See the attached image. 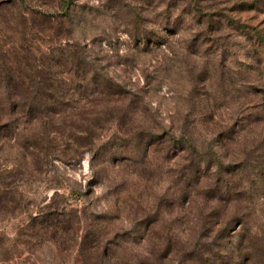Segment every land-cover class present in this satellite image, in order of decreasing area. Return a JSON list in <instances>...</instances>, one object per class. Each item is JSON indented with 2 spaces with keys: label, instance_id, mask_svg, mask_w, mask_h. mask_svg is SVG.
Listing matches in <instances>:
<instances>
[{
  "label": "rangeland",
  "instance_id": "1",
  "mask_svg": "<svg viewBox=\"0 0 264 264\" xmlns=\"http://www.w3.org/2000/svg\"><path fill=\"white\" fill-rule=\"evenodd\" d=\"M47 94L0 105V264H264V0H0V96Z\"/></svg>",
  "mask_w": 264,
  "mask_h": 264
},
{
  "label": "trees",
  "instance_id": "2",
  "mask_svg": "<svg viewBox=\"0 0 264 264\" xmlns=\"http://www.w3.org/2000/svg\"><path fill=\"white\" fill-rule=\"evenodd\" d=\"M71 64V63H70ZM46 69L42 75V80L40 82L43 85V88L46 90H53L55 88L54 84L57 82V75L58 72L53 68L52 65L44 66ZM51 69H54L52 71ZM84 78L88 76L89 72L86 71L85 67L83 66ZM95 74V73H94ZM83 76V75H82ZM5 86H8V81L4 80ZM9 83L15 85L13 79H9ZM0 105H3L6 110L5 113L8 115L11 114L14 109H19L27 115L28 119L34 120H43V123H51L53 118L57 115V102L56 98L50 94L46 96H39V97H30V96H23V95H7V96H0ZM9 110V111H8ZM25 110H27L25 112ZM232 219L230 223L238 222V226L243 225V221ZM228 223V224H230ZM222 225V224H221ZM210 227H207L209 231ZM218 233V231H217ZM217 233L212 238L208 236V240L205 242H199L198 245L194 246L192 249L193 254L191 257L197 258L196 262H192L193 264H252L255 260L257 264H263L262 261L257 260V257L253 256V247L254 245L251 244V241L248 239L246 240L242 233L238 235V240L236 243V247L234 250L230 251V256L228 257L225 255V249L221 245L217 243ZM220 234V232L218 233ZM246 240L247 246H242V243ZM251 249H253L251 251Z\"/></svg>",
  "mask_w": 264,
  "mask_h": 264
}]
</instances>
